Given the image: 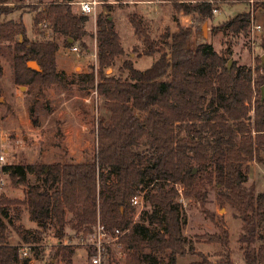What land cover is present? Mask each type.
<instances>
[{"label":"trees","instance_id":"obj_1","mask_svg":"<svg viewBox=\"0 0 264 264\" xmlns=\"http://www.w3.org/2000/svg\"><path fill=\"white\" fill-rule=\"evenodd\" d=\"M75 1L46 4L40 0L42 8L26 6L30 12L40 10L34 17V30L45 34L41 27H46L64 37L66 46L80 43L86 47L89 17L73 11ZM222 1L248 4L250 10L230 17L212 32L225 38H250L252 20L259 9H264V0ZM21 3L0 0V18L21 10ZM11 4L15 5L9 8ZM174 8L194 13L206 22L214 19L216 6L207 1L178 2ZM129 21L144 45L143 55L157 54L159 58L143 71L135 68L132 60L123 61L119 70L127 71L126 77L107 76L106 70L123 58L125 50L110 17H97L99 80L96 85L92 73L90 86H96L104 98L110 117L98 122L94 159L2 166V173L9 175L13 184L22 186L25 195L23 199L0 195V264H30L21 257L20 246L11 244L10 227L32 249L49 228L56 230L62 243L69 224L74 232L86 234L98 217L110 230L128 231L123 237L127 264L152 260L148 253L165 256V264H183L178 257H185L192 249L183 231L182 197L194 201L219 229L201 238L221 245L230 263L229 230L206 207L215 187L220 189V204L230 205L242 220L237 243L245 264H264V237L263 243L256 246L259 226L264 224V193H255V187H246L239 177V167L244 163L264 165V31L259 46L262 54L254 67H248L234 61L230 65L231 49L219 54L202 35L196 50H188L186 44L193 32L178 22L175 32L154 39L138 15L132 14ZM6 42L14 44L15 84L67 86L65 74L57 68L60 47L54 39L32 40L22 20L4 19L0 22V44ZM32 61L37 62L40 71L28 66ZM253 102L254 118L250 116ZM29 176H34L36 182L32 183ZM142 191L146 192L143 199L152 207L150 219L160 225L159 230L132 224L131 199ZM22 208L40 227L36 236L14 224ZM74 255L75 249L69 245L54 251V259L65 264H72ZM197 255L200 260L188 264H213L204 254Z\"/></svg>","mask_w":264,"mask_h":264},{"label":"rangeland","instance_id":"obj_2","mask_svg":"<svg viewBox=\"0 0 264 264\" xmlns=\"http://www.w3.org/2000/svg\"><path fill=\"white\" fill-rule=\"evenodd\" d=\"M51 1L45 0L46 4ZM87 0H76L72 5L75 13H81L79 3ZM92 1V0H88ZM99 1L96 13L88 14L89 20L86 24L88 35L84 38L86 47L75 43L71 47L66 46L65 38L55 35L46 27H41V34L33 28L34 17L40 12L35 10L30 12L26 6H40V0H22V9L6 17L14 21L22 20L27 28L28 37L35 41H45L54 39L59 45L60 65L57 68L66 76L67 86L61 87L51 85L41 87L39 85H18L14 82L13 75V43L6 42L0 44V123L7 132L3 135L6 139V146L0 143V156H5L8 150L6 163L0 161V168L7 163H53V162H85L92 161L97 151V125L100 120H107L110 112L104 106V98L98 94L96 86L91 88L90 78L92 73L95 75V83L99 80L97 72V41L96 19L100 14L110 17L113 23L118 24L116 30L121 31L125 45H130L129 54L134 57L143 55L144 45L136 38L133 27L128 20L132 14L138 15L141 20L150 28L151 36L158 39L166 32L173 33L177 30V22L184 27H188L193 32V39L198 42L199 37L203 38L212 45L214 51L224 54L229 47L232 51V60L238 66L254 67L257 59L262 54L260 42L264 31V9H259L254 15L255 24L262 26V30L255 32L256 46L252 45V27L250 38L240 36L238 38H225L222 34H214L212 29L220 23L234 17L239 13L250 10V6L244 3L232 4L222 0H214L217 13L214 19L201 22V18L194 13L177 11L174 4L178 2L201 3L208 0H106ZM158 1V2H154ZM165 1V2H163ZM254 1H252L253 4ZM16 4V3H15ZM11 4L9 8L14 7ZM157 5L161 12V19L156 20L152 11ZM128 19V20H127ZM134 44V45H132ZM73 47H78L80 52H74ZM57 57V56H56ZM126 61V57L117 60V64L106 70L107 76L123 77L128 75L125 71L121 73L119 68ZM58 63V62H57ZM153 64V57L143 56L137 60V68L146 70ZM5 131V129H2ZM1 134V131H0ZM184 135V133L182 134ZM147 151H145L146 153ZM2 153V154H1ZM12 156V160H11ZM11 160V161H10ZM245 164V163H244ZM256 164V165H255ZM252 166L239 167V177L246 187H255V193H264V165L255 163ZM3 183L0 182V195L9 199H20L24 196L23 187L12 183L9 175L1 173ZM35 177L31 176L30 181L36 182ZM182 189L180 188V191ZM145 191L139 192L138 196L143 199ZM220 189L214 188L210 191L207 201V209L216 215L220 223L229 230L230 233V263L226 262V250L219 244L206 243L201 237L206 234L218 233L219 229L209 220L194 201H186L182 197L184 221V236L188 240L190 252L185 257H178V262L188 264L199 261L197 253L207 256L213 264H245L238 247V238L242 233V220L239 218L235 209L230 205H221L218 197ZM133 206V205H132ZM14 215V213H12ZM151 205L143 199L142 204L133 206L132 224H142L152 231L159 230V224L152 222ZM69 215V220L72 221ZM15 225H20L24 231L36 233L40 227L31 222L28 212L22 208L20 216L14 219ZM80 234L72 230L71 224L67 227V236L59 243L54 228H49L38 243L32 242V249L29 251L30 264H65L59 259H54V251L58 246L65 245L70 241L75 249L72 264H90L87 248L80 244ZM264 237V224L259 226L256 246H260ZM10 242L20 246L24 244L13 227L9 229ZM64 243V244H63ZM152 260L145 259L143 264H165L167 258L163 255L148 253Z\"/></svg>","mask_w":264,"mask_h":264},{"label":"built area","instance_id":"obj_3","mask_svg":"<svg viewBox=\"0 0 264 264\" xmlns=\"http://www.w3.org/2000/svg\"><path fill=\"white\" fill-rule=\"evenodd\" d=\"M207 2L214 3V0H208ZM99 5L98 0L82 1L79 3L80 11L82 14L88 15L90 13H96L97 6ZM218 10L214 9L213 13H217ZM252 45L255 47L257 41L255 40V32L262 30V26L255 24L252 20ZM73 51L79 53L78 47H73ZM97 58V54L94 55ZM250 110V116H255V105L252 103ZM249 106V105H248ZM5 156H0V161H4ZM2 170V167L0 168ZM2 173V172H1ZM3 174V173H2ZM4 179L0 178V182L3 183ZM143 199L136 195L131 199L132 205L135 207L142 204ZM86 234H80V244L87 248L90 258V264H127L128 250L123 242V237L128 231H122L120 229L110 230L100 221V217L95 224L87 227ZM64 244V243H63ZM74 243L67 241L65 245L73 246ZM31 250L30 246L25 245L20 249V255L22 258L28 259Z\"/></svg>","mask_w":264,"mask_h":264},{"label":"crops","instance_id":"obj_4","mask_svg":"<svg viewBox=\"0 0 264 264\" xmlns=\"http://www.w3.org/2000/svg\"><path fill=\"white\" fill-rule=\"evenodd\" d=\"M88 1V0H87ZM154 2H158V1H154ZM163 2H165V1H163ZM153 12H154V14H155V19L156 20H159V19H161V12H160V10H159V8H158V6L157 5H155L154 7H153V10H152ZM128 20V19H127ZM128 22H129V24H130V26H131V23H130V21L128 20ZM114 26L115 27H117L118 26V24H114ZM115 30H116V28H115ZM88 31V30H87ZM117 31V33L120 35V38H121V43H122V46H123V48H124V50H125V55L123 56V57H126V60H132V62L134 63V67L135 68H137V60H139L140 58H142L143 56H145V55H142V56H140V57H134V54H129V47H130V45H125L124 44V39H123V37H122V35H121V31L120 30H116ZM151 32V31H150ZM86 38V37H85ZM136 38H137V36H136ZM132 45H134V44H132ZM196 46H197V43H196V41L193 39V34L190 36V38H189V40L187 41V44H186V47H187V49L188 50H190V51H195L196 50ZM59 53H60V50L58 51V53H57V58H59ZM150 57H153V63L156 61V60H158V58H159V55H154V56H150ZM57 64H58V66L60 65V60L58 59L57 60ZM138 69V68H137ZM140 70V69H139ZM143 71V70H142ZM2 129H5V131H3ZM0 131H1V134H0V143L2 144V145H5L6 143V139H4V137H3V135L5 134V132H7V130H6V128H2V123H0ZM6 146V145H5ZM5 160L4 161H1V162H5L6 163V161H8V157H7V153H8V150H6L5 152ZM2 154V153H1ZM11 160H12V156H11ZM10 160V161H11ZM53 163H56V162H53ZM77 163H81V161H77ZM256 162H248V163H245V164H243L241 167H244V166H246V167H248V166H252L253 164H255ZM49 164H51V163H49ZM6 165H12V163H7ZM256 165V164H255ZM6 176H8V175H6ZM29 178H31V176H29ZM23 193H24V188H23ZM25 195V194H24ZM24 198V196L22 197V198H20V199H23Z\"/></svg>","mask_w":264,"mask_h":264},{"label":"water","instance_id":"obj_5","mask_svg":"<svg viewBox=\"0 0 264 264\" xmlns=\"http://www.w3.org/2000/svg\"><path fill=\"white\" fill-rule=\"evenodd\" d=\"M111 20H112V19H111ZM70 42H72V41L70 40ZM263 59H264V57H263ZM231 62H232V61H230V65H231ZM28 66L31 67L32 69H35V70H37V71H40V67H39V65L37 64V62H35V61L29 62V63H28ZM262 97L264 98V87L262 88Z\"/></svg>","mask_w":264,"mask_h":264}]
</instances>
